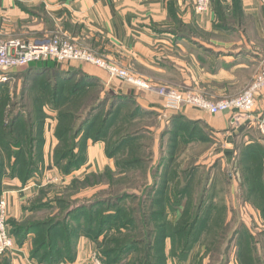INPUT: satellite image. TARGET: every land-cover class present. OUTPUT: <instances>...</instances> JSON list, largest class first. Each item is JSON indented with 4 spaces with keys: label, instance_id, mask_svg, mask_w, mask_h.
Instances as JSON below:
<instances>
[{
    "label": "crops",
    "instance_id": "crops-1",
    "mask_svg": "<svg viewBox=\"0 0 264 264\" xmlns=\"http://www.w3.org/2000/svg\"><path fill=\"white\" fill-rule=\"evenodd\" d=\"M58 29L154 85L194 90L214 101L242 93L264 61V0H219L204 13L195 11L193 0H0L4 41L41 40ZM58 65L65 73L81 72L95 78L105 92L125 98L129 103L125 111L135 107L155 117L157 126L164 129L161 138L167 133L164 142L170 135L175 137L168 144L174 158L183 155L190 140L208 141L203 136L220 143L219 159L231 164L238 161L237 144L244 140L248 147L253 142L246 136L249 124L235 126L231 112L216 116L192 108L166 112L159 96L119 81L108 84L102 69L81 63ZM263 110L264 92L256 103V112ZM54 116V112L48 114L45 124L43 174L26 185L10 176L4 181L2 193L8 196L13 220H20L23 206L46 180L58 177L53 161L59 142L54 137ZM148 131L155 134L153 129ZM95 161H106L110 168L109 161H115L106 155L104 141H89L87 163L79 173L96 172ZM14 241V248L0 264H40L31 259V238ZM104 242L103 236L83 233L74 260L57 264H91L92 253ZM168 264L189 263L170 259Z\"/></svg>",
    "mask_w": 264,
    "mask_h": 264
},
{
    "label": "trees",
    "instance_id": "trees-1",
    "mask_svg": "<svg viewBox=\"0 0 264 264\" xmlns=\"http://www.w3.org/2000/svg\"><path fill=\"white\" fill-rule=\"evenodd\" d=\"M38 63L26 66L36 68L37 75L35 81L37 79L41 81L48 79V81L46 80L42 83L41 89L44 95L36 107L37 117L34 119L32 114L26 116L24 113H16L12 115L9 124L5 125L3 121L6 116L3 111L0 112L2 118H0V151L3 161L1 162L0 160V192L3 187L7 163L4 159L5 156L10 161L11 175L13 178L20 180L23 185H26L31 179L39 175L40 166H44L45 137L42 134L39 135L40 137L34 134L38 129V132H43L44 120L46 118L44 107L49 106L53 112H57L59 119H71L77 122L75 124H78L77 127L74 124L73 129H70L73 132L70 142L68 143L67 141L65 149L57 152L58 147L56 146L55 155H53L55 167L58 170L61 168L64 175H70L86 165L87 155L84 150L85 148L87 149L89 141L94 143L104 141L106 143V155L109 158H115L119 155L118 152L136 146L135 142L139 138L138 134L141 131V127L135 128L136 125L132 124L143 116L148 117V114L144 115L141 109L135 107L129 111H125V107L129 105L125 98L105 92L99 81L95 78L86 76L81 72L65 73L56 62L57 66L52 67L44 65V63H41L39 67ZM85 129L88 130V134L82 137V132ZM146 129L148 128L145 127V131ZM5 131H7L6 143L3 139ZM67 131H69L68 128H65V130L57 129L55 131V137L59 141V144L65 139ZM148 133L150 132L148 131ZM166 135L167 133H164L163 137ZM79 138H82L81 146L84 147V150H81V147L79 148ZM111 139L114 140L108 143ZM253 143L254 141L248 147L243 144L242 147L252 152ZM255 144H261V142L255 141ZM257 146L261 147L262 150L264 149L263 145ZM15 147L17 148L16 150L14 149ZM237 148H239V144H237ZM170 158H174L172 152H170ZM65 159H69L70 162L65 167H62V162ZM139 161V159L128 161L127 165L133 167ZM169 162L168 165L162 163V167L164 166L166 172L162 175L160 174L161 176L157 183L155 182V177H152V183H147L148 187L150 184L149 188L151 189L145 192L143 197L130 195L129 193L130 196L127 193L115 195L113 191H110V193L107 192V197L103 199L98 198L94 205L75 210L72 213L74 218H70L71 221L64 219L67 222H73L75 226L72 229L66 227L73 236L70 241L67 242L66 240V243L61 241L60 243L61 246L66 244L68 248H71L68 257H61L64 247L61 248L58 242L49 243L40 240V242H34L33 249L31 250V259L40 264H57L63 260H74L76 240L84 232L95 238L102 236L106 238L104 244L100 247V251L105 250L102 251L106 256V260L105 258L103 259L104 264H168L170 259L178 263L190 264L189 261L192 260V256L194 257V264H204L200 252H195V250L203 245V241L205 243L206 235L212 229L209 228V223L212 222V216L215 213L212 209L209 210V217L205 220V223L201 225L203 232L195 234V230L199 227L202 217H204L209 193L215 191L217 195L216 186L214 185L215 179L212 173L205 175L203 180L200 181L201 186L199 187H201V190L197 192L200 194L196 202L197 204L193 202L190 206V200L193 198L191 193L192 185L191 183H186L180 186L181 176L184 177L186 173L185 171L179 173L170 169ZM263 162L261 160L260 164H263ZM191 176L185 175L188 178H191ZM179 178L180 181H177L174 190H171L169 188L171 181ZM159 183H161L160 191L162 192L161 195H163L160 200L154 197ZM247 183L248 181L240 179L238 193H242L243 186ZM250 184L253 186V180L250 181ZM256 186L258 191L254 189L249 190L245 196L251 198L255 196L254 192L259 194V196L256 195L255 197L262 199L263 205L259 207V211L264 216V179L260 178ZM166 191H171L172 195H167ZM216 195L212 196V201L215 200ZM170 196L172 199L175 198L174 203L171 201ZM128 200H135L137 202L136 207H124ZM186 203L187 205H185ZM156 205L159 208L158 210H160L157 214L161 217V222H153L151 220ZM112 207H114L113 210L109 209ZM179 210H182L179 223L178 221L175 223L171 222L169 220V213L171 211L176 213ZM226 220L227 217L225 215L221 225V231L224 232L218 236V243L224 241L223 239L228 236L226 248H223V250L217 249V252H212V247H222L216 245L214 240V244L207 248V264H229L231 260L229 259V254H231L233 244L240 234L245 235V239L240 245L237 244L234 247L240 246L246 250V247L248 248L250 244L252 253L244 251V253L239 254V259L238 257L235 258V255L231 258L236 259L238 264H264V253L260 254L258 248L259 244L260 249L264 252V230L258 233L261 240L254 241L256 239L249 233L247 229L248 225L245 221L240 219L241 221H234L233 224L228 225ZM51 225H54L50 229L53 232L61 223L55 224L54 222ZM36 229L38 227L32 225L19 229L18 233L10 231V234L15 238L22 236L21 239H17L23 241ZM113 233L116 234L115 239L109 237ZM167 241L171 244L169 253L166 251ZM253 243L255 245H252ZM59 254L61 258L57 259L56 256ZM108 259L109 261L107 262Z\"/></svg>",
    "mask_w": 264,
    "mask_h": 264
},
{
    "label": "rangeland",
    "instance_id": "rangeland-1",
    "mask_svg": "<svg viewBox=\"0 0 264 264\" xmlns=\"http://www.w3.org/2000/svg\"><path fill=\"white\" fill-rule=\"evenodd\" d=\"M47 25L48 27H50L49 23H47ZM47 35L48 37H45L44 39L52 38L56 35H59L65 39L73 41V43H79V45L86 47L96 56L110 62L111 64L118 66L119 68L126 69L131 74L138 76L131 69L124 68L120 64L108 59L103 54H99L98 51H95L90 46L86 45L84 42H81L80 40H76L75 38L69 36L63 30L58 29L52 31L51 33H47ZM4 40L5 39H2L0 37V41H4ZM18 40L25 41L22 39H18ZM43 62L44 65H48L50 67L57 66V64H55V61L47 60ZM15 70H13V72L12 71L9 72L8 78L5 82H0V112L3 111L4 115L6 116L4 117V121H3L5 125L9 124L12 115L16 113L18 114L24 113L26 116L32 114L34 119L37 117L36 107L38 103L42 100L44 95L42 94V89H41L42 83L46 80L48 81V79H43V81L37 79V81H35L37 75L36 68L24 67ZM139 78L144 79L142 77ZM114 81H111V83ZM155 86L174 89L178 91H186L170 86H159V85H155ZM248 87L249 85L242 91V93ZM192 92L207 97V95L204 93L197 92L194 90H192ZM44 112L46 115V118L44 120L46 124V120L48 119V114L52 113L53 111L49 108V106H46L44 107ZM54 114L56 121V126L54 128V137H55V131L57 129L60 130H65V128L69 129V131H67L66 133L65 139L60 144L58 142L59 146L57 145L58 147L57 152H59L61 149L62 150L65 149V147L67 146V141L68 143L70 142V137L72 136V132H73L70 129H73L74 124L77 122L71 119H59L58 113L54 112ZM157 123L158 122H156V118L153 116H148V117L143 116L142 118H139L138 121H135V123H133L132 125H136L135 128L141 127V131L138 134L139 138L135 142V144H137L138 146L136 145L124 151L118 152L119 155L115 157V161H113V164L112 161H109V163H111L110 165L112 166L111 168L108 167V164L105 163L106 161L94 162L96 163L97 166L96 172L79 173V171H81V169L85 166L84 165L81 169L71 173L70 175H64L60 168L58 172V177L53 180H46V182H44L43 185L40 186L37 194L34 197L30 198L27 201V203L23 206V214L20 220L17 219L13 220L9 217L10 216L9 200L7 196L8 231L9 232L11 231L12 233L13 232L18 233L17 231L19 229H23L28 226L34 225L38 227V229L33 230L34 232L32 231L31 234L28 236L29 239L30 238L32 239L31 241L32 249L34 242L35 241L40 242V240L47 241L49 243H55V241L58 242L59 244L61 243V241H64V243H66V240L68 242L73 237L71 235V232L68 231L69 229L66 227H69L70 229L75 227L73 222H70L71 221L70 218H74L72 213H74L75 210L89 205L91 206L94 205L96 203L95 201L98 198L103 199L107 197L110 191H113L115 195H122L123 193H127L128 196L136 195L138 197L141 196L143 197L144 193L148 192V190L151 189L149 188L150 184L148 187L147 183L153 182L152 177H155V182L157 183L159 177L166 172L164 166L162 167V163L164 165H168V162L171 161L169 162L170 169L178 171L179 173L185 171L187 175L189 176L192 175L191 178L185 177L186 174L184 175V177L181 176V184H180V186H183L186 183L187 184L191 183L192 185L191 193L193 195V198H191L190 200V204H189L190 206L191 203L193 202L197 204L196 202L198 200V197L200 196V194L197 192L201 190V187H199L201 186L200 181L203 180L205 175L208 173H212L215 179L214 185L216 186L215 190L217 192V195L215 191H211L209 193V198L205 205L206 210L204 213V217H202V221L199 224V227L195 230V234H198L202 231L201 225L202 223H205V220H207V218L209 217L208 212L210 209H212V211L215 212L213 213L212 216V222L209 223L210 225L209 228L212 229L210 230V233L206 235L205 243L203 241V245L200 246L198 249L201 257L204 260V264L208 263L207 248L211 247L214 244L213 243L214 240L216 245L222 247H212L211 249L212 252H217V249L223 250V248L224 249L226 248L228 236H226L224 239L222 238L224 241H220L218 243L219 234L220 233L222 234L224 232L221 231V225H222V219L223 217H225V215L227 217L226 223L228 225H231L234 223V221H238L241 219L247 223L248 225L247 229L249 233H251L253 237L256 239L254 241L261 240V237L259 236L258 233L264 230V216L261 215L259 211L260 209L259 207H262L263 205L262 199L259 197H255L256 195L259 196L257 192H254L255 193L254 197L248 198L245 196L249 192V190L254 189L258 191L256 183L260 178L264 179V173H263L264 162L263 164H260L261 160L264 161V149L262 150L261 147L257 146V145H263L264 147V143L261 142V144H255V141L260 142L261 140H264L263 139L264 135L258 129V126L249 125L250 130H248V133L246 135L247 138L254 141L252 147L253 149H257V150L254 151L253 149L252 150L250 149L252 152H249V150L242 147V145L244 144V140H243L241 144H239V148H238V156H237L238 161H234L233 163L229 164L228 161H221V159H219L218 157V154H220L219 152L221 149L220 147L221 144L218 142H212L211 140H209L208 137H203V136L200 137L208 141L200 142L197 144L196 142L190 140L189 144L186 147V150L184 151L183 155L180 158H173V159L170 158L171 151L169 148L170 146L168 144L171 142L173 136L167 137L164 142L165 137L161 138V133L164 129H160L157 126ZM75 126L77 127L78 124H75ZM145 127L148 128L146 129V131H145ZM150 129H153L155 131V134L152 135L151 133H148V130ZM38 131L39 129L34 132V134L37 137H40L39 135L41 134L45 137V125L43 126L42 133ZM87 134H88V130L87 129L83 130L82 137ZM6 135H7V131H5V134L3 135V139L5 143L7 142ZM113 138L115 139V137ZM79 139H80L79 148L81 147L80 149L84 150V147L81 146L82 138ZM114 139H111L108 143H111L112 140ZM44 141L46 143V139ZM14 149L16 150L17 148L15 147ZM55 151L56 148L53 150V155H55ZM84 151L86 152L87 155L86 148ZM4 159L5 161H7V163L5 168V177L3 179V184L5 179L8 178V176L10 177L12 176L10 170L11 169L10 161L7 159V156H5ZM137 159H139L140 161L139 163L136 162L137 164H135L133 167L127 165L128 161L137 160ZM0 160L1 162H3L1 151H0ZM44 161H45V145H44ZM69 162H70L69 159H65L62 162V167H65ZM39 169H40V171H38L39 175L35 177H40L43 174L45 169V163L44 166H40ZM11 178H13V176ZM240 179H242V181L243 180L248 181L247 184H244L242 193H238V189L240 188ZM251 180H253V186L250 184ZM177 181H180V178L171 181L169 186L171 190H174ZM160 190H161V183H159V187L154 196L155 199L158 200L162 199L163 195H161L162 192ZM2 192L3 191H1L0 194ZM166 192L167 195H172L171 191H166ZM213 195H216L214 201H212ZM174 199L175 198L172 199L171 197V201H173V203H174ZM136 203L137 202H135V200H128L124 205V207L126 208H129L130 206L136 207ZM149 205H151V203H149ZM185 205H187V203ZM155 207H156L154 208L155 212L152 213L151 220L153 222H161L160 221L161 217H159V214H157V212L160 210H158L159 208L157 207V205ZM109 209L113 210L114 207ZM181 211L182 210H179L176 213L169 211L170 212L169 220L173 223L177 221L179 223V220L181 219ZM64 219H69L70 221L67 222V220ZM210 220H211V216H210ZM54 222L55 224L61 223V225L58 226L57 228L55 227L56 229L53 228L55 230L51 232L50 229H52V227L54 226L51 225V223ZM83 233L84 232H82L80 236L83 235ZM249 233L247 232L248 235ZM115 235L116 234L113 233L110 234L109 237L111 239H115L116 237ZM80 236L77 238L76 243L79 240ZM21 237L22 236H19L17 238L21 239ZM13 238L15 240V237ZM244 239H245V235L243 234L238 235V237L236 238V241L233 244V248L231 247L232 248L230 252L231 254H229V259H231L229 264H238L236 262V259L231 258L233 255H235V258H237L238 256H240L239 254L244 253V251H248L249 253H252L250 244L248 248L246 247V250L244 247H240V246L234 247L237 244L240 245V243L243 242ZM113 243H115V241H113ZM252 245L255 244L253 243ZM63 247H64V252L61 257L63 256L68 257L69 250L71 248H68L66 244L61 246V248ZM13 248L14 245L12 248L6 251L5 255H7ZM170 248H171V244L169 241H167L166 251H168ZM258 248H259V253L263 254L264 252L260 249L259 244H258ZM102 251L105 250L100 251L99 248L98 251L92 253L90 260L91 264H95V259H99L100 263L104 264L103 259L105 258L106 260V256L103 254L104 252ZM3 257H1L0 259H2ZM61 257L60 254L56 256L57 259ZM191 259L192 260L190 264H194L193 261L194 257L192 256ZM108 261L109 259L107 260V262Z\"/></svg>",
    "mask_w": 264,
    "mask_h": 264
},
{
    "label": "built area",
    "instance_id": "built-area-1",
    "mask_svg": "<svg viewBox=\"0 0 264 264\" xmlns=\"http://www.w3.org/2000/svg\"><path fill=\"white\" fill-rule=\"evenodd\" d=\"M219 0H193L194 9L198 13L207 12L210 6ZM55 61L56 63H83L102 69L107 74L108 84L117 80L145 92L159 96L166 112L180 111L183 108H193L209 115L216 116L224 113H232V123L235 125L249 124L258 126L264 135V110L256 112L257 97L264 92V61L249 85L239 96L214 101L194 93L190 90L178 91L169 88L156 87L150 81L131 74L126 69L119 68L110 62L96 56L86 47L73 43L59 35L52 38L9 42L0 41V82H5L9 72L43 61ZM7 195L0 194V258L15 244L13 236L7 226ZM95 264H101L95 259Z\"/></svg>",
    "mask_w": 264,
    "mask_h": 264
}]
</instances>
